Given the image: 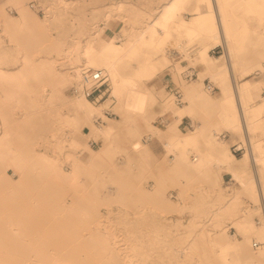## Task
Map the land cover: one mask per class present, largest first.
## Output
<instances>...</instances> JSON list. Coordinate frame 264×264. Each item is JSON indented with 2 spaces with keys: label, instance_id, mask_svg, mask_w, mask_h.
Returning a JSON list of instances; mask_svg holds the SVG:
<instances>
[{
  "label": "rangeland",
  "instance_id": "obj_1",
  "mask_svg": "<svg viewBox=\"0 0 264 264\" xmlns=\"http://www.w3.org/2000/svg\"><path fill=\"white\" fill-rule=\"evenodd\" d=\"M161 3L154 8L153 0H0V264H224L217 246L226 242L225 235L237 240L238 251L257 255L263 248L264 238L258 239L254 232L244 234L238 223L245 215L256 223L262 221L261 214L250 210L258 201L249 183L254 184L258 167L251 152L254 155L258 142L264 147V118H258L263 127L255 130L249 129L245 115L242 125L231 127L221 116V101H235L232 87L238 86L244 69L260 68L252 76L264 75V57H260L264 44L226 43L222 44L225 52L209 53L217 41L200 42L197 33L181 37L173 18L163 48L142 52L159 63L156 74L139 84L158 96L151 121L160 129L158 135L148 131L140 115L123 109L122 101L111 95L109 81L102 88V97L90 98L92 107L101 105L100 113L87 122L71 119V99L78 94L72 90L75 83L68 67L56 66L65 72L67 84L47 104L42 101L40 105L30 97L48 82L46 72L36 75L40 57L60 52L56 57L62 61L65 54H80L90 25L102 19L101 31L117 36L118 43L138 37L147 26L161 28ZM23 10L27 20L21 19ZM98 44L99 40L95 46ZM205 52L214 62L205 61ZM198 66L197 78L185 80L182 71ZM122 70L131 72L130 67L122 66ZM207 81L220 89L209 90ZM194 84L195 94H190L187 87ZM175 91L183 93L181 103ZM208 98L212 102L205 106ZM236 101L242 112L237 97ZM165 102L172 107L165 108ZM38 107L42 111L39 118L32 115ZM175 107H188L185 116L189 119L184 116L180 124L182 133L197 127L201 131L190 155L199 151L200 156L208 150L210 140L222 143V136L230 134V142H225L228 150L240 141L250 150L235 157L246 156L247 160L232 162L234 170L216 163L206 168L207 175L187 172L184 164L177 163L175 152L163 144V132L174 118ZM56 108L67 117L60 131L52 129ZM123 118L125 122H121ZM90 123L96 128L112 123L118 132L110 139H94ZM140 133L152 151L143 165L133 151V138ZM101 147L103 154L99 155ZM233 171L246 174L245 184ZM259 179V195L264 199V166ZM218 187L226 194L234 192L226 198L227 204L248 211L224 209ZM211 208L218 211L213 219L209 218ZM76 225L82 233L86 226L101 227L103 259L90 257L87 244L70 235ZM254 242L260 244L254 246ZM111 246L118 249L116 260L110 258Z\"/></svg>",
  "mask_w": 264,
  "mask_h": 264
},
{
  "label": "bare ground",
  "instance_id": "obj_2",
  "mask_svg": "<svg viewBox=\"0 0 264 264\" xmlns=\"http://www.w3.org/2000/svg\"><path fill=\"white\" fill-rule=\"evenodd\" d=\"M186 1L187 0H169L166 4L164 3L165 5L162 7L163 12L160 21L162 27L156 28V26H147L141 30V33L136 38L131 37L125 41H122L121 43H118L117 36L114 34H103L101 31V23H103L102 19L95 21L90 25V30L87 32V40L85 41V45L82 47L80 54L76 56L65 54L62 61L56 57L60 55V52L53 54L50 53L49 55L42 57L39 56L40 61L38 63L36 62V65L34 64L37 73L36 75H38V71L46 72L48 76V82L38 86L34 92L31 93V99H36L40 105L43 104L42 101L46 102L47 104V101L49 102L51 100V96L56 90H62L66 86L67 76L65 72L58 70L56 67L57 65L63 70H65L66 67L72 70V77L70 75L69 76L75 85L80 83V69H82L80 66L96 67L103 70L105 80L109 81V85L111 87V95L122 101L123 109L128 113L140 115L141 121L146 124L148 131L150 130L154 132L155 135L160 134V129L155 127L156 125H153L154 123H151L155 117L152 110L153 107L158 103V96L155 91H152L149 87H143L139 85L142 81L149 80L154 74H156L159 63L157 60H155L156 58H152V56L143 54L142 52L147 48H151L157 52L163 48L164 35H168L170 33L167 25L174 18L181 5H183ZM208 8H210V10L207 12L200 11L190 20H182V24L190 29V33H209L213 35V31L217 29L216 19L218 18H216L217 16L215 17V11L211 10L210 4L208 5ZM27 18V13L25 10H23L21 19L27 20ZM195 26L198 27V30H194L193 32L192 27ZM220 26L219 28L221 29L223 26ZM214 38L216 37L214 36ZM97 40H99V44L95 46ZM64 51L67 53V48H65ZM138 56L142 58L139 61L137 58ZM203 58L209 63L214 62L213 58L208 54V52L203 54ZM219 58L221 57H216V60ZM122 66H124L126 69L130 67L131 72L123 71ZM254 70L260 71V68H246L241 72V76L245 77L248 74L253 73ZM258 76L259 77L256 81L244 79L238 84L237 87H232V93L235 97V101L232 98L227 100L223 99L221 101L223 106L221 116L227 125L238 128L240 125H242L241 116L245 115L249 121V129L255 130L264 126V124L263 126L259 125L258 122V118L262 116L264 118V98H262L260 94L262 87L264 86V75L261 74ZM195 89V84L187 87V91L190 94H195ZM236 97L239 100V105L243 108L242 112H240L238 108ZM71 100H73L71 109L72 113L70 115L72 117L71 119L87 122V120L91 119L101 111V105H98V107H92L90 99H88L82 93H79L77 97ZM254 101H256V103L251 104V102ZM211 102V99L208 98L206 101H204V105L209 106V103ZM163 105L165 108L172 107L169 102H165ZM39 109H36V111L32 112V115H35L38 118L39 116H42L41 108ZM59 110L60 109L56 108V113L52 116L53 122L56 123V125H52V129L55 131H60L62 128H64L65 125L63 122L65 119H67V117H64L65 114L63 112L61 113ZM187 111L188 107H175L174 118L169 121L162 136L164 140L163 144L166 150L175 152L177 157H174L177 158V163L184 164L185 170L187 172L196 171L205 173L207 175L208 172H206V170L208 169L206 168L208 166H213L216 163L225 165V168L228 170H234L231 165L232 162L236 160H247L248 157L246 156L242 157L241 159H237L235 155L228 150L225 142L220 143L215 140L209 141L207 146L208 150L203 153L200 152V156L199 151L196 156L190 155L191 148L196 145L197 138L199 137L201 131L197 127L191 132L182 133L180 130V124ZM125 121L126 118H123L121 122ZM90 129V135L94 137V139L102 140L110 139L118 132V128L112 123H108L101 128H96L94 124L90 123ZM245 130H248L247 126ZM77 133L81 135L79 129L77 130ZM133 139V151L135 154H137V160L139 163L143 165V163L149 159V154L152 151L147 145L144 144L141 133ZM255 145V153L254 155L253 153L251 154V159L258 167L255 168L256 176L253 175L254 184L252 181H249L251 186L249 189L253 194H257L256 201H258V206H254L250 210H255V212L261 214L262 221H260V223H256L254 219H248L247 215H245L239 221L238 226L240 231H242L244 234L247 232H254L258 239H262L264 238V199L260 198L259 190L261 188L257 182L260 180L259 171L264 166V147L261 145V142L260 144L258 142V144ZM88 151L90 152L89 149ZM98 152L99 155L103 154V147H101ZM241 168L245 169V164H243ZM233 174L242 184H245V173L240 174L237 173V171H233ZM219 175L217 179L218 181H221L222 178L221 175ZM256 177L258 181H256ZM216 190V193L219 195V197L224 200L225 205H222L226 207L224 209L228 210L230 208H236L245 212L248 211L243 207H237V205L236 207H232V204H227L226 198H228L230 193L226 194L222 187H218ZM217 213V209L211 208L209 218L213 219ZM86 227L88 230L84 232ZM86 227L83 229L82 233V229L79 230L78 225H76L71 230L70 235L75 236V241H78L81 244H87L86 247L89 250L90 257L97 256V258L101 260L103 259V230L99 225ZM225 236L226 242L224 244L219 243V246H217V252L222 258L224 264H264V246L257 253V255L250 250L238 251L239 243H237V240H230L229 237H227L228 235ZM111 248L112 251H110V258L115 260L118 259L119 253L117 251V247L111 246ZM231 252L234 255H232Z\"/></svg>",
  "mask_w": 264,
  "mask_h": 264
},
{
  "label": "crops",
  "instance_id": "obj_3",
  "mask_svg": "<svg viewBox=\"0 0 264 264\" xmlns=\"http://www.w3.org/2000/svg\"><path fill=\"white\" fill-rule=\"evenodd\" d=\"M161 1L162 0H153L154 8L156 6H159ZM164 3L166 4L167 1L164 0V2L161 3V5L162 6L165 5ZM209 4L211 5V10L215 11L214 12L215 17L217 16L216 18L219 19V20L216 19L217 29L213 31V35L209 33H197L201 35L198 41L206 42V43L217 41L219 44H217L216 46L221 47V49L217 50V53L225 52V47L222 44H226V43L264 44V0H187L186 2H184L183 5H181V7L174 16V18L177 20V27L179 31L182 32L180 35L181 37H186L185 34L187 33L190 34L189 31L190 29L182 24V20H190L194 15H196L200 11L207 12L208 10H210V8H208ZM217 11L219 14L217 13ZM160 12H163V9L160 10ZM219 26L220 27L223 26V27L220 29ZM192 28H193V32L194 30H198V27L196 26ZM193 34L194 33H191V35ZM214 36L216 38H214ZM181 40L183 42L187 41V39H181ZM210 52H212L211 49L209 50V53ZM261 53L262 54L260 55V57H264V47H261ZM194 55L195 53L192 54V56ZM219 57H221V55ZM194 70L196 74H198L199 66L195 67ZM230 76L232 83L235 82V78L232 72L230 73ZM251 76L252 73L237 80L239 83H241L244 79H250L251 81H256L259 77V76L258 77L256 76L251 77ZM263 83H264V78H263ZM214 87L215 90H217L218 87L216 86ZM260 94L261 97L264 98V86L262 87ZM181 95L183 96V93ZM184 118L189 119L188 116H185ZM222 138L224 142L229 143L231 139V135L224 134ZM234 144H240V141L231 144L230 146L231 152ZM219 166L222 168L225 167V165L222 164ZM226 175H228V172H223V176Z\"/></svg>",
  "mask_w": 264,
  "mask_h": 264
},
{
  "label": "built area",
  "instance_id": "obj_4",
  "mask_svg": "<svg viewBox=\"0 0 264 264\" xmlns=\"http://www.w3.org/2000/svg\"><path fill=\"white\" fill-rule=\"evenodd\" d=\"M218 49H221L219 46H215L211 48L213 53H216ZM80 83L78 85H74L72 90L74 93H82L87 98H92L94 101L98 100L103 95L102 88L106 85V80L103 74L102 69H92V68H85L80 70ZM182 75L185 80H192L197 78V74L192 67H188L182 71ZM207 88L211 91L215 90L214 85L207 81ZM177 98H179V103H181V93L179 91H175ZM162 124L164 121L162 120ZM248 146H243V144H234L232 147V152L240 155H244L246 152H249ZM260 243H254V246H258Z\"/></svg>",
  "mask_w": 264,
  "mask_h": 264
}]
</instances>
